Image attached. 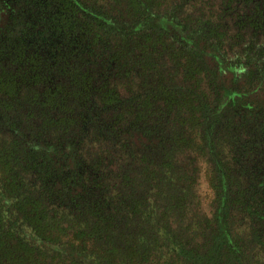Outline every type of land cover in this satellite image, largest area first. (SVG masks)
<instances>
[{
  "label": "trees",
  "instance_id": "16d2710c",
  "mask_svg": "<svg viewBox=\"0 0 264 264\" xmlns=\"http://www.w3.org/2000/svg\"><path fill=\"white\" fill-rule=\"evenodd\" d=\"M0 264H264V0H0Z\"/></svg>",
  "mask_w": 264,
  "mask_h": 264
}]
</instances>
